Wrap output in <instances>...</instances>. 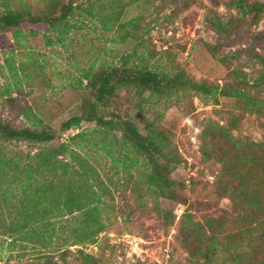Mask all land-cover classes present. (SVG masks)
I'll list each match as a JSON object with an SVG mask.
<instances>
[{
	"label": "rangeland",
	"instance_id": "rangeland-1",
	"mask_svg": "<svg viewBox=\"0 0 264 264\" xmlns=\"http://www.w3.org/2000/svg\"><path fill=\"white\" fill-rule=\"evenodd\" d=\"M48 2L0 0V10L7 4L41 12ZM230 2L133 0L121 18L136 23L131 24L133 36L126 35L130 24L120 32H104L95 17L77 19L79 27L65 34L47 30L45 24H25L18 42H14L11 29L0 32V120L15 127L52 129L59 137L54 144L68 142L72 135L83 132V137L70 140L69 144L96 166L107 185L100 203V219L105 229L94 242L67 246L63 262L59 259L60 251L44 248L34 239L20 238L17 234L9 237L0 224V264H44L48 253L59 264H195L176 236L184 210L188 209L199 222L207 215L231 214L230 201L216 193L214 183L221 166L214 159L204 158L201 129L210 120L228 126L234 119L233 136L264 142V103L260 112L251 113L237 109L242 107V100L234 97L220 95L217 103H211L190 92L156 100L148 91L140 97L131 88L117 91L112 109L131 118L142 133L155 129L166 135L164 151L171 167L169 176L175 181L179 195L187 200L184 206L173 204L174 208L166 199L155 201V195L147 190L145 168L129 169L132 175L125 170L123 157L132 155L126 147L113 143L106 146L109 153L102 149L100 137L105 133L99 126L81 122L61 131L60 124L76 112L87 93L83 70L94 61L121 63L122 55L133 50L136 57L141 56L151 67L161 65L169 73L181 69L195 79L220 86L241 84L252 95L259 90L264 99V66L256 56L264 57V13L250 27V32L240 24L228 37H222L212 22L215 17L224 22L237 16ZM132 61L140 62V58ZM253 81L258 83L257 88L253 87ZM107 139H111L110 134ZM214 143L223 145V139L216 137ZM3 144L7 155L18 160L22 157V163L28 153L33 155L41 146L27 141H3ZM66 159L70 161L69 157ZM156 205L158 209L175 210L172 224L163 222ZM0 218L5 219L3 223L9 221L5 214ZM27 230L25 227L24 232ZM84 253L92 255L90 262L85 261Z\"/></svg>",
	"mask_w": 264,
	"mask_h": 264
},
{
	"label": "trees",
	"instance_id": "trees-1",
	"mask_svg": "<svg viewBox=\"0 0 264 264\" xmlns=\"http://www.w3.org/2000/svg\"><path fill=\"white\" fill-rule=\"evenodd\" d=\"M132 2L49 0L41 12L16 9L6 4L0 10V32L11 29L14 42H18L25 24H45L47 30L65 34L79 27L77 19L84 21L95 17L102 31L120 32L130 24L126 35L133 36L131 24L136 23L132 19L121 20L125 7ZM230 4L236 9L237 16L224 22L215 17L212 22V27L222 37H228L240 24L250 32V27L264 13L262 1L231 0ZM114 38L115 34H112L110 39ZM256 56L264 66V57ZM121 58L118 64L94 61L83 70L87 93L76 112L61 122L60 130L71 129L81 122H93L105 133L100 137L105 152H110L107 144L111 147L113 143H120L132 153L122 160L130 175L129 169H146L147 190L155 195V201L161 198L172 206H184L187 200L179 195L175 181L169 176L171 167L164 151L166 135L155 129L142 133L131 118L112 109L117 91L131 88L139 97L148 91L156 100L173 93L190 92L211 103H217L220 95L234 97L242 100V107L237 109L251 113L261 111L264 99L259 90L252 95L241 84L220 86L195 79L181 69L169 73L161 65L151 67L144 58L136 57V50ZM134 58H140V62H131ZM257 85L253 81V87L257 88ZM210 123L201 129L204 138L201 150L204 158L214 159L221 166L214 185L217 195L230 201L231 214L207 215L199 222L185 209L176 236L195 264H264V142L233 136L234 119L228 126L212 120ZM84 135L78 132L69 141ZM216 137L223 139V145L214 143ZM58 138L52 129L15 127L0 120V216L9 217L8 223H3L5 219L0 218V224L5 227L3 233L9 237L17 234L20 238L34 239L33 242L44 248L60 251L59 259L65 262L67 246L94 242L105 229V223L100 219V203L107 185L103 184L96 166L80 156L69 141L54 144ZM3 141H27L41 146L33 155L28 153L27 160L22 163V157L18 160V157L7 155ZM156 207L163 222L172 224L174 206ZM25 227L29 230L24 232ZM45 256L44 264H59L52 253ZM84 256L85 261L90 262L92 255L84 253Z\"/></svg>",
	"mask_w": 264,
	"mask_h": 264
}]
</instances>
